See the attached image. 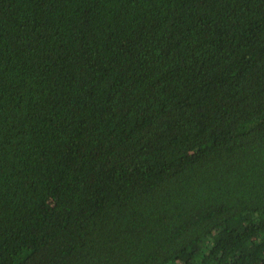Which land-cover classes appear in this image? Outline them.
Returning a JSON list of instances; mask_svg holds the SVG:
<instances>
[{
  "label": "trees",
  "instance_id": "trees-1",
  "mask_svg": "<svg viewBox=\"0 0 264 264\" xmlns=\"http://www.w3.org/2000/svg\"><path fill=\"white\" fill-rule=\"evenodd\" d=\"M0 264H264V0H0Z\"/></svg>",
  "mask_w": 264,
  "mask_h": 264
}]
</instances>
